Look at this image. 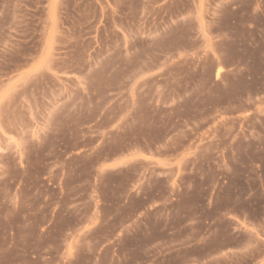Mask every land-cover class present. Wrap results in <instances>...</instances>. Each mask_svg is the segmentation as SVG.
<instances>
[{
	"label": "rangeland",
	"instance_id": "obj_1",
	"mask_svg": "<svg viewBox=\"0 0 264 264\" xmlns=\"http://www.w3.org/2000/svg\"><path fill=\"white\" fill-rule=\"evenodd\" d=\"M0 264H264V0H0Z\"/></svg>",
	"mask_w": 264,
	"mask_h": 264
}]
</instances>
